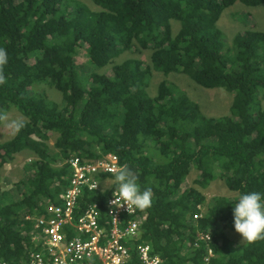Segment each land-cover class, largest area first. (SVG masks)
Listing matches in <instances>:
<instances>
[{
    "label": "trees",
    "instance_id": "1",
    "mask_svg": "<svg viewBox=\"0 0 264 264\" xmlns=\"http://www.w3.org/2000/svg\"><path fill=\"white\" fill-rule=\"evenodd\" d=\"M88 1L94 9L80 0H0V48L9 57L0 67V124L10 108L23 117L15 136L0 142V170L23 151L34 157L11 188L0 185V259L17 264L39 250L33 219L60 204L71 157L111 153L152 189L135 243L149 244L162 264H264V238L240 246L227 235L235 231L231 204L264 192V32L238 33L223 52L217 28L236 2L264 10V0ZM82 47L87 61L78 66ZM143 50L149 63L115 62ZM153 72L164 78L151 95ZM171 73L230 93L229 113L205 116L165 79ZM51 88L60 101L50 99ZM193 170L199 189L183 188ZM216 179L236 195L207 201L200 189ZM113 189L85 190L75 216L93 203L104 213ZM132 245L127 264H138Z\"/></svg>",
    "mask_w": 264,
    "mask_h": 264
},
{
    "label": "built area",
    "instance_id": "2",
    "mask_svg": "<svg viewBox=\"0 0 264 264\" xmlns=\"http://www.w3.org/2000/svg\"><path fill=\"white\" fill-rule=\"evenodd\" d=\"M68 166L69 185L60 204L48 205L44 216L33 219L31 242L39 250L31 251L25 262L17 264H127L133 243L138 264H162L149 244L135 243L146 216L140 209L113 205L114 189L104 201V213L99 203H93L75 216L78 199L85 190L109 189L108 177L120 168L117 157L107 154L89 160L74 156ZM0 264L8 263L0 259Z\"/></svg>",
    "mask_w": 264,
    "mask_h": 264
},
{
    "label": "rangeland",
    "instance_id": "3",
    "mask_svg": "<svg viewBox=\"0 0 264 264\" xmlns=\"http://www.w3.org/2000/svg\"><path fill=\"white\" fill-rule=\"evenodd\" d=\"M81 2L92 7L88 0H80ZM92 9H94L92 7ZM178 22L172 21V29L174 34L178 31ZM217 28H219L223 34V52L228 50L234 36L238 33H242L246 30H256L264 32V10L261 6L249 7L240 2H236L230 8L224 10L217 22ZM151 51L143 50L141 53L137 51L124 53L120 57L116 58L115 62L118 64L126 58H137L144 63H149ZM75 63L80 66L87 61L86 50L84 47L78 51V54L74 58ZM164 77L161 73L153 72V77L150 80L149 92L151 95L156 93L157 85ZM165 79L176 84L180 89L184 90L188 97L196 102L201 112L207 117H221L229 113V108L232 102V95L223 89H205L193 81L187 76L182 74H169ZM50 99L60 101L61 94L55 89L51 88ZM264 106V101H262ZM254 108V107H253ZM23 121L22 115L15 109L10 108L4 112V118L0 124V142H5L13 138L17 132V123ZM57 134L53 133L50 136L49 144L52 146ZM34 157L29 152L23 151L15 156L12 163L5 165L0 170V185L3 189H9L14 183L23 176V170ZM197 173L193 170L187 177L183 188L187 186H195L194 180L197 178ZM199 189V188H198ZM206 200H210L216 196L233 197L236 194L230 192L223 180L216 179L210 182L207 187L200 189ZM228 238L238 245H244L246 240H243L239 233L235 231L227 232Z\"/></svg>",
    "mask_w": 264,
    "mask_h": 264
},
{
    "label": "clouds",
    "instance_id": "4",
    "mask_svg": "<svg viewBox=\"0 0 264 264\" xmlns=\"http://www.w3.org/2000/svg\"><path fill=\"white\" fill-rule=\"evenodd\" d=\"M8 60L6 49L0 48V67L6 65ZM3 82L4 77L0 73V83ZM107 184L108 188H114L112 192L114 199L111 201L113 205L117 207L126 205L128 209L136 208L140 210L151 206L152 189L150 187L142 189L138 183V177L127 166L114 169L112 176L107 180ZM231 205H233L235 232L247 241L264 238V192L241 193Z\"/></svg>",
    "mask_w": 264,
    "mask_h": 264
}]
</instances>
